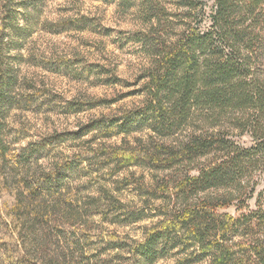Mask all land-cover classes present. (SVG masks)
Segmentation results:
<instances>
[{
    "label": "trees",
    "instance_id": "trees-1",
    "mask_svg": "<svg viewBox=\"0 0 264 264\" xmlns=\"http://www.w3.org/2000/svg\"><path fill=\"white\" fill-rule=\"evenodd\" d=\"M93 1L134 18L129 40L147 61L132 93L141 98L22 144L5 129L7 110L25 102L6 61L21 5L0 0V264H264V205L247 203L264 174V0H214L210 13L208 0ZM120 100H67L59 110ZM133 167L150 179H116ZM130 186L141 205L116 195ZM146 218L156 221L139 239L103 227Z\"/></svg>",
    "mask_w": 264,
    "mask_h": 264
},
{
    "label": "rangeland",
    "instance_id": "rangeland-1",
    "mask_svg": "<svg viewBox=\"0 0 264 264\" xmlns=\"http://www.w3.org/2000/svg\"><path fill=\"white\" fill-rule=\"evenodd\" d=\"M18 1L21 8L16 12L13 30L8 36L6 61L17 78L13 91L15 97L25 102L7 110L5 129L10 137L18 136L24 144L54 131L75 130L90 117L130 107L140 100L141 97L132 93L139 87L137 76L147 61L139 46L129 40L134 29L132 16L124 15L116 6L102 1ZM21 1H24V7ZM213 4L214 0L207 1V13H210ZM82 17L90 20L85 30L69 23ZM208 25L209 20H206L204 26ZM56 63L70 66H55ZM93 64L99 66L94 71L99 70L100 75L92 70V75L86 80V70ZM108 71L113 73L112 76ZM113 76L116 77L114 80ZM35 97H38L36 103H26ZM119 97L122 100L111 106H101L88 112L67 115L59 110V104L67 100ZM140 135L142 133L129 138ZM119 141L118 137L106 140L108 143ZM240 141L250 144L247 137ZM68 149L64 146L54 153H68ZM49 163L50 159L43 161L45 166ZM132 174H145L147 180L150 179V170L144 167L123 170L116 179L121 180ZM106 185L114 189L113 183ZM116 195L131 206L142 204L131 186L116 192ZM258 199L264 205V174L260 175L256 193L247 202L250 210L256 209ZM226 212L237 214L235 206ZM153 221L156 219L146 218L128 225L104 223L103 227L139 239L143 227Z\"/></svg>",
    "mask_w": 264,
    "mask_h": 264
}]
</instances>
